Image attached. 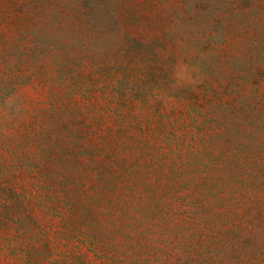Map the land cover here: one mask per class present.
Listing matches in <instances>:
<instances>
[{"label":"rangeland","instance_id":"374dc122","mask_svg":"<svg viewBox=\"0 0 264 264\" xmlns=\"http://www.w3.org/2000/svg\"><path fill=\"white\" fill-rule=\"evenodd\" d=\"M0 264H264V0H0Z\"/></svg>","mask_w":264,"mask_h":264}]
</instances>
